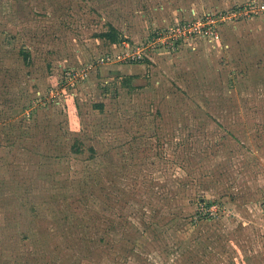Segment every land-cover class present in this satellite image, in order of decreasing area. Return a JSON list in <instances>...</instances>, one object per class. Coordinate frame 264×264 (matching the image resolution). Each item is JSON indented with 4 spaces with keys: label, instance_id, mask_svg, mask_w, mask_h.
I'll use <instances>...</instances> for the list:
<instances>
[{
    "label": "rangeland",
    "instance_id": "1",
    "mask_svg": "<svg viewBox=\"0 0 264 264\" xmlns=\"http://www.w3.org/2000/svg\"><path fill=\"white\" fill-rule=\"evenodd\" d=\"M0 264H264V0H0Z\"/></svg>",
    "mask_w": 264,
    "mask_h": 264
},
{
    "label": "trees",
    "instance_id": "2",
    "mask_svg": "<svg viewBox=\"0 0 264 264\" xmlns=\"http://www.w3.org/2000/svg\"><path fill=\"white\" fill-rule=\"evenodd\" d=\"M99 37H101L102 39H106L108 41H110L111 43H119L120 41V31L115 27V26H111L110 30L105 32V33H101L99 35ZM25 53V51H24ZM26 55V60L30 59V55L25 54Z\"/></svg>",
    "mask_w": 264,
    "mask_h": 264
},
{
    "label": "built area",
    "instance_id": "3",
    "mask_svg": "<svg viewBox=\"0 0 264 264\" xmlns=\"http://www.w3.org/2000/svg\"><path fill=\"white\" fill-rule=\"evenodd\" d=\"M247 7H249V6H247ZM214 17H212V16H208V17H206V21L207 22H211V24H213L216 20H214L213 19ZM185 26H187L188 27V25H185ZM214 34H216V36L218 35L216 32H214ZM218 37V36H217Z\"/></svg>",
    "mask_w": 264,
    "mask_h": 264
}]
</instances>
